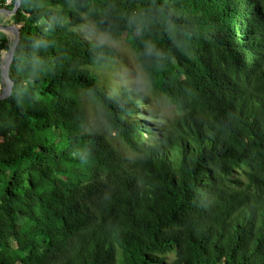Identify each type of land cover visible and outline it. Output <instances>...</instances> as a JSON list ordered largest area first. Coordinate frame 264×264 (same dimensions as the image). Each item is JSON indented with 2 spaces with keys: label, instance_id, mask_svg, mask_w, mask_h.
Masks as SVG:
<instances>
[{
  "label": "trees",
  "instance_id": "1",
  "mask_svg": "<svg viewBox=\"0 0 264 264\" xmlns=\"http://www.w3.org/2000/svg\"><path fill=\"white\" fill-rule=\"evenodd\" d=\"M21 1L0 264H264V0ZM85 19L126 36L173 122L104 82L120 56Z\"/></svg>",
  "mask_w": 264,
  "mask_h": 264
},
{
  "label": "rangeland",
  "instance_id": "2",
  "mask_svg": "<svg viewBox=\"0 0 264 264\" xmlns=\"http://www.w3.org/2000/svg\"><path fill=\"white\" fill-rule=\"evenodd\" d=\"M80 32L88 41L108 44L113 46L119 53L120 58L112 67L98 71L108 86L112 88L125 86L135 89L147 97L148 95L152 96V103L149 107L160 117V122L171 123L177 118L178 114L174 106L151 93L147 80L137 63L135 54L125 35L120 41H112L107 34L101 33L89 19H85ZM6 57L7 52L3 51L1 53V66L4 64ZM4 86V83L0 79V94Z\"/></svg>",
  "mask_w": 264,
  "mask_h": 264
},
{
  "label": "water",
  "instance_id": "3",
  "mask_svg": "<svg viewBox=\"0 0 264 264\" xmlns=\"http://www.w3.org/2000/svg\"><path fill=\"white\" fill-rule=\"evenodd\" d=\"M22 6L21 0H14V8H0V15L6 16V19L0 24V40L7 38L9 44L6 47L7 57L1 66V80L4 83V89L0 94V102L8 99L13 92L14 83L10 77V69L14 59L16 49L21 39L22 25L11 22ZM12 33V34H11Z\"/></svg>",
  "mask_w": 264,
  "mask_h": 264
},
{
  "label": "built area",
  "instance_id": "4",
  "mask_svg": "<svg viewBox=\"0 0 264 264\" xmlns=\"http://www.w3.org/2000/svg\"><path fill=\"white\" fill-rule=\"evenodd\" d=\"M14 4V0H6L5 7L10 8Z\"/></svg>",
  "mask_w": 264,
  "mask_h": 264
},
{
  "label": "crops",
  "instance_id": "5",
  "mask_svg": "<svg viewBox=\"0 0 264 264\" xmlns=\"http://www.w3.org/2000/svg\"><path fill=\"white\" fill-rule=\"evenodd\" d=\"M5 19H6V16L0 15V24H2Z\"/></svg>",
  "mask_w": 264,
  "mask_h": 264
},
{
  "label": "bare ground",
  "instance_id": "6",
  "mask_svg": "<svg viewBox=\"0 0 264 264\" xmlns=\"http://www.w3.org/2000/svg\"><path fill=\"white\" fill-rule=\"evenodd\" d=\"M12 34V33H11Z\"/></svg>",
  "mask_w": 264,
  "mask_h": 264
}]
</instances>
